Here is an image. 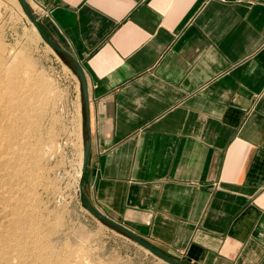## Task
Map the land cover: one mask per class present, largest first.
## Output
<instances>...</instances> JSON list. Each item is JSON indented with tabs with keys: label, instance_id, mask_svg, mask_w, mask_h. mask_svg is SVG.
Segmentation results:
<instances>
[{
	"label": "crops",
	"instance_id": "obj_1",
	"mask_svg": "<svg viewBox=\"0 0 264 264\" xmlns=\"http://www.w3.org/2000/svg\"><path fill=\"white\" fill-rule=\"evenodd\" d=\"M27 1L88 79L86 200L184 262L264 264V0Z\"/></svg>",
	"mask_w": 264,
	"mask_h": 264
},
{
	"label": "rangeland",
	"instance_id": "obj_2",
	"mask_svg": "<svg viewBox=\"0 0 264 264\" xmlns=\"http://www.w3.org/2000/svg\"><path fill=\"white\" fill-rule=\"evenodd\" d=\"M5 1L11 35L0 32V264H168L87 210L78 176L87 139L80 80L34 33L20 1Z\"/></svg>",
	"mask_w": 264,
	"mask_h": 264
},
{
	"label": "water",
	"instance_id": "obj_3",
	"mask_svg": "<svg viewBox=\"0 0 264 264\" xmlns=\"http://www.w3.org/2000/svg\"><path fill=\"white\" fill-rule=\"evenodd\" d=\"M19 1H20V4L25 14L28 16L31 23L37 28L41 39L46 44H48L52 49L62 54L70 61V63L75 68L77 76L80 80L83 100H84V105H85V110H86V127L88 129L87 139L84 145V152H83L82 175L79 181V187H80L81 194L82 196H85L84 181H85V175H86V171L89 165L91 149H92V136L90 134L89 88H88V79H87L85 70L82 64L74 57V55L71 52L58 46L48 36V34L45 32V30L42 28L41 24L39 23L34 13V10L30 6L29 2L27 0H19ZM86 208L91 214L96 216L98 219L110 225L111 227L117 229L118 231L126 234L127 236L132 238L135 242H137L139 245H141L143 248L148 250L151 254L163 260L164 262L168 264H190V263L184 262L178 258H175L171 255H168L162 252L157 247H155L153 244H151L149 241H147L142 236H140L138 233L128 228L126 225L104 214L101 210H99L96 206H94V204L90 200H87Z\"/></svg>",
	"mask_w": 264,
	"mask_h": 264
},
{
	"label": "bare ground",
	"instance_id": "obj_4",
	"mask_svg": "<svg viewBox=\"0 0 264 264\" xmlns=\"http://www.w3.org/2000/svg\"><path fill=\"white\" fill-rule=\"evenodd\" d=\"M22 11H23V13H24V15L26 16V14H25V12H24V10H23V8H22ZM32 27H33V30H34V33H36V35L38 36V37H40V35H39V32H38V30H37V28L32 24ZM41 38V37H40ZM20 60V59H19ZM13 68V67H12ZM16 68V67H15ZM11 73V72H10ZM35 90V89H34ZM20 91V90H19ZM18 91V92H19ZM32 94V93H31ZM39 94V93H38ZM34 99H35V97H34ZM37 99V98H36ZM40 99V98H39ZM1 100H5V97H4V94H3V92L1 91V89H0V101ZM43 101V100H42ZM2 102V101H1ZM15 102V101H14ZM45 102V101H44ZM4 103V102H3ZM20 105V104H19ZM17 106L16 108H18V109H23V107L22 106ZM35 105V104H34ZM42 105V104H41ZM24 106V105H23ZM36 108V107H35ZM37 108H38V106H37ZM3 109H4V107H3ZM29 110V109H28ZM11 111V110H10ZM79 115V114H78ZM24 117V116H23ZM22 118V117H21ZM20 121V120H19ZM18 121V122H19ZM80 121V120H79ZM81 124L80 123H78V125H77V129L80 131V126ZM18 126H20V125H18ZM13 129V128H12ZM11 130V129H10ZM9 132V131H8ZM18 135V134H17ZM13 138V137H12ZM22 138V137H21ZM29 143V142H28ZM30 149V148H29ZM19 156H20V159H21V161H22V157L24 158V154L21 152L20 154H19ZM82 163H83V156H82V162H81V169H80V171H79V173H78V176H79V178L81 177V175H82ZM6 165V164H5ZM17 172V171H16ZM17 229V228H16ZM38 234V233H37ZM34 238V237H33ZM42 244V243H41ZM1 251V250H0Z\"/></svg>",
	"mask_w": 264,
	"mask_h": 264
},
{
	"label": "trees",
	"instance_id": "obj_5",
	"mask_svg": "<svg viewBox=\"0 0 264 264\" xmlns=\"http://www.w3.org/2000/svg\"><path fill=\"white\" fill-rule=\"evenodd\" d=\"M73 66V65H72Z\"/></svg>",
	"mask_w": 264,
	"mask_h": 264
}]
</instances>
